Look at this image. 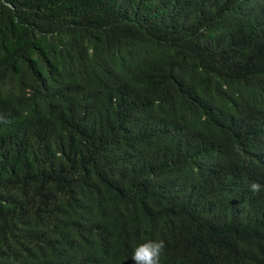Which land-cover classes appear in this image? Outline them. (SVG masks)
<instances>
[{"label":"trees","instance_id":"trees-1","mask_svg":"<svg viewBox=\"0 0 264 264\" xmlns=\"http://www.w3.org/2000/svg\"><path fill=\"white\" fill-rule=\"evenodd\" d=\"M264 0H0V264H264Z\"/></svg>","mask_w":264,"mask_h":264},{"label":"clouds","instance_id":"clouds-1","mask_svg":"<svg viewBox=\"0 0 264 264\" xmlns=\"http://www.w3.org/2000/svg\"><path fill=\"white\" fill-rule=\"evenodd\" d=\"M248 190L255 194L264 191V185L251 182ZM165 248L163 240H147L134 247L131 259L133 264H160L161 254Z\"/></svg>","mask_w":264,"mask_h":264}]
</instances>
